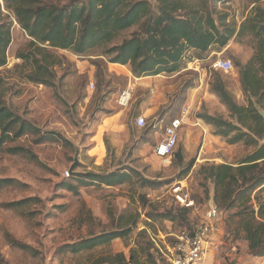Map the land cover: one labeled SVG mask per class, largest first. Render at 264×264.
I'll use <instances>...</instances> for the list:
<instances>
[{
  "label": "rangeland",
  "instance_id": "374dc122",
  "mask_svg": "<svg viewBox=\"0 0 264 264\" xmlns=\"http://www.w3.org/2000/svg\"><path fill=\"white\" fill-rule=\"evenodd\" d=\"M254 1L219 0L216 6L228 14V21L240 24ZM4 14L12 24V41L7 64L0 68V93L39 132L0 144V180H13L0 188L2 256L8 264H102L110 254L123 253L124 264H170L167 245L174 241V233L207 221L208 210L216 204L215 181L206 176L204 166L236 165L253 150L242 142L228 143L200 118L209 113L231 119L212 91L217 74L236 101L246 103L236 62L246 63L253 55L251 38H233L224 49L215 48L203 56L189 50L178 72L136 77L128 65L113 64L103 55L107 46L130 37L136 25L85 54L49 47L53 55L50 76L46 83H37L28 77L33 64L22 58L34 51L32 39L12 12L4 10ZM219 59L231 60L233 68L214 70L212 65ZM124 90L131 92L127 106L118 102ZM186 111L175 154L163 161L154 152L163 139V128ZM139 116L146 119L143 127L138 125ZM58 133L63 139L55 137ZM112 171L130 173L129 181L106 186L72 178L76 173ZM144 178L149 180L146 185ZM178 181L188 186L196 207L188 209L187 220L173 222L160 215L181 207L171 191ZM66 182L76 189L65 187ZM29 198L26 206H9ZM228 215L225 211L217 217L214 242L218 249L208 264H264V257L250 253L247 241L229 233ZM134 219L137 225L125 238L73 249ZM9 237L31 249L12 244ZM114 264L121 263L115 260Z\"/></svg>",
  "mask_w": 264,
  "mask_h": 264
},
{
  "label": "trees",
  "instance_id": "16d2710c",
  "mask_svg": "<svg viewBox=\"0 0 264 264\" xmlns=\"http://www.w3.org/2000/svg\"><path fill=\"white\" fill-rule=\"evenodd\" d=\"M61 1H0V68L7 64V50L12 41V24L5 20L4 10L15 15L18 24L32 39L34 51L22 58L33 64L34 71L28 77L37 83H46L50 76L53 55L49 47L85 54L96 46L113 42L123 31L136 25L138 28L130 37L107 46L103 52L111 63L128 65L136 77L178 72L189 50L203 56L215 48L224 49L233 38H251L253 55L246 63L236 62L246 103H238L221 74H217L212 91L227 107L231 119L209 113H202L200 118L212 125L214 134L228 143L242 142L253 147L236 165L212 164L204 166V170L206 176L215 181V205L222 212L229 211L226 218L229 233L247 241L252 255L264 257V4H261L264 0L254 1L250 13L240 24L235 19L228 21V14L217 10L219 0ZM0 130V144L27 132H39L31 121L6 104L2 93ZM55 137L63 139L59 133ZM129 176L127 172L112 171L76 173L72 178L83 183L114 186L127 183ZM148 181L144 178L143 185ZM12 182V179H1L0 188ZM65 187L76 189L70 182H66ZM31 200L11 202L9 206L20 208ZM188 212L187 208L178 207L166 210L160 217L173 222L187 220ZM136 225L137 219L132 223L124 222L118 229L86 239L73 249L79 251L125 238ZM9 240L25 250L31 249L11 237ZM115 260L124 264L126 257L123 253L110 254L102 264H114ZM0 264H8L1 252Z\"/></svg>",
  "mask_w": 264,
  "mask_h": 264
},
{
  "label": "built area",
  "instance_id": "2783aa9c",
  "mask_svg": "<svg viewBox=\"0 0 264 264\" xmlns=\"http://www.w3.org/2000/svg\"><path fill=\"white\" fill-rule=\"evenodd\" d=\"M212 68L215 70L228 71L233 68L232 61L229 59L216 60ZM131 99V92L124 90L120 96L119 104L127 106ZM174 117L163 128V139L154 149L156 156L163 161H170L177 149L181 132L185 126V115ZM138 125H146L144 116L137 119ZM174 201L181 207L189 210L196 207V200L191 194L188 186L183 181H178L171 188ZM223 212L212 204L208 210L207 221L194 228H187L174 233V241L167 245V258L170 264H208L211 254L218 249L214 242L216 236V220L222 217Z\"/></svg>",
  "mask_w": 264,
  "mask_h": 264
},
{
  "label": "crops",
  "instance_id": "0c3cea01",
  "mask_svg": "<svg viewBox=\"0 0 264 264\" xmlns=\"http://www.w3.org/2000/svg\"><path fill=\"white\" fill-rule=\"evenodd\" d=\"M113 64H117V63H113Z\"/></svg>",
  "mask_w": 264,
  "mask_h": 264
},
{
  "label": "water",
  "instance_id": "95a60500",
  "mask_svg": "<svg viewBox=\"0 0 264 264\" xmlns=\"http://www.w3.org/2000/svg\"><path fill=\"white\" fill-rule=\"evenodd\" d=\"M264 114V113H263Z\"/></svg>",
  "mask_w": 264,
  "mask_h": 264
}]
</instances>
